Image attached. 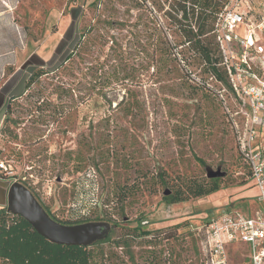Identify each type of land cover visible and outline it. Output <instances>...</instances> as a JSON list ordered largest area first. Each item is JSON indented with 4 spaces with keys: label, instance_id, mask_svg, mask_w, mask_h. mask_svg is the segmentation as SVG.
Returning a JSON list of instances; mask_svg holds the SVG:
<instances>
[{
    "label": "rangeland",
    "instance_id": "rangeland-1",
    "mask_svg": "<svg viewBox=\"0 0 264 264\" xmlns=\"http://www.w3.org/2000/svg\"><path fill=\"white\" fill-rule=\"evenodd\" d=\"M173 1L53 0L51 12L40 0H27L25 10L15 13L19 40L12 39L10 59H5L9 63L0 67L1 86L25 63L21 76L29 74L34 54H40L39 64H47L67 41L58 54L63 61L78 35L94 38L65 68L38 78L13 103L11 116L0 124V158L10 160L14 176L2 178L23 183L45 210L66 222L82 183L89 187L95 175L86 201H100L103 212L96 209L92 220L109 222L112 237L138 225L151 233L134 241V264H199L193 231L204 217L223 211L249 215L261 206L215 94L220 86L210 82L203 89L197 81L206 79L203 66L217 61L211 36L216 21L204 25L200 8ZM229 1V7L255 14L258 21L264 13V0ZM73 10L77 21L69 35ZM170 15L183 18V32L192 29L197 53L186 44V57L178 55L182 47L176 48V42L183 40V32L172 25ZM155 29L169 51L159 69ZM50 44L47 56L42 55ZM18 47H25L28 57L20 64ZM205 47L211 52L209 61ZM162 169L166 185L154 187ZM217 171L223 173L220 191L165 203V189L191 181L208 187L209 173ZM124 185L132 186L125 198ZM116 251L119 264H130L124 248ZM230 257L231 264L242 260L233 253Z\"/></svg>",
    "mask_w": 264,
    "mask_h": 264
},
{
    "label": "built area",
    "instance_id": "built-area-1",
    "mask_svg": "<svg viewBox=\"0 0 264 264\" xmlns=\"http://www.w3.org/2000/svg\"><path fill=\"white\" fill-rule=\"evenodd\" d=\"M216 26L236 95L230 92L227 101L225 89L215 94L230 122L236 151L249 171V182L257 189L255 199L261 206L249 215L223 211L204 217L193 231L198 257L200 264H231L233 253L242 259L237 264H264V13L258 21L255 14L250 17L227 7ZM240 28L242 35L238 33ZM197 81L205 86L200 79ZM9 161L0 158V178L14 176Z\"/></svg>",
    "mask_w": 264,
    "mask_h": 264
},
{
    "label": "trees",
    "instance_id": "trees-1",
    "mask_svg": "<svg viewBox=\"0 0 264 264\" xmlns=\"http://www.w3.org/2000/svg\"><path fill=\"white\" fill-rule=\"evenodd\" d=\"M182 2H190L193 6L196 7V9L200 8V10L203 11L204 15L201 18L204 25H206V23L210 20H214V22L216 21L215 24L217 25L220 15L226 12L227 7L228 9L231 8L229 7V0L173 1L175 6H181ZM75 13L76 12H74L73 10L72 15L74 20L72 29H70V31L73 30L74 24L77 21V15ZM184 13H186V11ZM84 15L85 12L83 10L80 17L82 18ZM170 16L172 17V25L175 26L177 30H180V33L183 32V18L180 19L177 15L175 17L172 15ZM189 18L190 20L194 19L195 15L192 14V17L189 16ZM67 32L69 33V31ZM84 34L85 33H81L80 35H78L72 51L65 56L63 55V61H61L62 55L61 57H58V54L60 49L63 50V48H65L67 41H62L60 43L59 48L56 50L57 53L53 57L52 61L48 62L47 64L42 62V65L35 68L31 67V65L27 68V70L31 69V71L29 72V74L22 77L23 82L21 81V83L24 86L23 89L18 90L16 94H12V96L8 99V105L5 111L6 117L12 114V106L13 103L16 102L15 100H17L28 90H30L38 78L51 71L65 68V65L71 61V59L73 58V54L77 52L79 48H82V46L84 45V48L88 49V47L92 45L94 38L91 37L89 39V37L86 36L87 34ZM181 35L183 40L176 42V48L182 47L181 51L178 52V55L182 54L186 57V52L183 50L186 44L189 46V49L197 53L198 51L196 50H198L199 47H197V45L192 46V41L195 38L192 29H189V31H184ZM211 36L214 41L215 49L218 52V57L216 63H214L213 65L209 66L206 63V67L203 66L205 70L204 72H202L206 73V79L202 78V82L205 84L206 88L207 86H209L210 82H216L220 86V89L226 90L227 98H230V92H232L234 95L236 94L231 89L228 71L226 65L224 64V56L217 41V26H215V29L211 30ZM154 38V41L156 42L155 54L156 56H159L156 61V66L159 69L162 65V62H166L168 60L166 58V55L169 53V51L168 48L164 46V38L161 36L157 29H155ZM62 53L66 54L65 51ZM203 53L206 55L208 61L211 60V52L209 48L205 47ZM50 64L53 67L52 70L49 67ZM114 73L118 77L119 72L116 70V68L114 69ZM189 74H191V71L189 72ZM202 88L203 87H201V89ZM165 175L166 173L163 169L159 171V173H157V176L159 177V183L157 181V183H154L153 186L156 187L164 184L166 185L164 181ZM92 176L93 179L89 184V187L94 189L95 175ZM221 178L222 177L210 178L209 180L211 182V185H209L208 187L203 183L191 181L188 183L176 185L177 187H175V189L167 188L164 191V201L165 203L171 205L186 202L190 199L209 196L221 190ZM89 187H86L84 183H82L81 191L79 190L78 192L80 198L76 200V207L72 209L69 220H67L66 222L56 219L48 210L46 211L54 220L66 225L95 222L92 220V215L94 214V211L96 209L99 210V215H101V213L103 212V210L101 209L103 204L100 201H86V194H93L92 192L88 191ZM131 188L132 186L127 187V185H124L121 190V195L125 198L128 190H130ZM96 220L98 222H103V219L101 218H96ZM110 233L105 238L97 240L91 246L58 245L49 242L46 238L41 236L26 219H24L22 216L9 213L7 207H5L0 210V264H119L121 257L116 251V249L118 248H124L126 250L125 253L128 257V261L130 262V264H134L135 257L133 255V252L130 251L134 241L137 237L149 236L151 234L150 231L143 230L139 225L135 228L124 227V232L115 237H112ZM195 247L197 252V245Z\"/></svg>",
    "mask_w": 264,
    "mask_h": 264
},
{
    "label": "water",
    "instance_id": "water-1",
    "mask_svg": "<svg viewBox=\"0 0 264 264\" xmlns=\"http://www.w3.org/2000/svg\"><path fill=\"white\" fill-rule=\"evenodd\" d=\"M208 177H223V173L210 172ZM7 210L13 215L22 216L41 236L58 245L91 246L108 236L112 229L108 222L59 223L48 214L33 192L18 181L13 182L9 189Z\"/></svg>",
    "mask_w": 264,
    "mask_h": 264
},
{
    "label": "crops",
    "instance_id": "crops-1",
    "mask_svg": "<svg viewBox=\"0 0 264 264\" xmlns=\"http://www.w3.org/2000/svg\"><path fill=\"white\" fill-rule=\"evenodd\" d=\"M33 2V0H30ZM39 1V0H37ZM40 2L44 3L45 7L48 8V10H51V12L54 9V3L53 0H40ZM27 0H0V67L4 68L6 64L9 63L7 60L5 62V59H10L11 56V49H10V42L13 40L18 41L20 37V23L16 21L15 13L19 10H25ZM69 17V16H68ZM73 24V23H72ZM47 25V23H46ZM70 29H72V25H70L69 28H67V31L70 32ZM68 33V32H67ZM48 47V48H47ZM16 50L17 53V59L19 61V64L21 61L27 60V49L20 48ZM51 44L46 46V50L44 49V52H42V55L49 53V50L51 49ZM39 55L34 54L32 58V64L31 67H34L33 64L38 65L39 64ZM42 61L40 62L39 66L42 64ZM26 65L23 64L22 67ZM21 67V68H22ZM19 69L17 73H15L11 78L9 77L4 81L0 86V124L4 121L5 116V109L8 102L9 97L12 96V94H16L18 90L23 89V85L21 83L22 80V69ZM35 68V67H34ZM12 185V182L8 179L0 178V210L2 208L7 207L8 204V193L9 189ZM256 196V195H255ZM253 196V197H255Z\"/></svg>",
    "mask_w": 264,
    "mask_h": 264
},
{
    "label": "flooded vegetation",
    "instance_id": "flooded-vegetation-1",
    "mask_svg": "<svg viewBox=\"0 0 264 264\" xmlns=\"http://www.w3.org/2000/svg\"><path fill=\"white\" fill-rule=\"evenodd\" d=\"M7 105H8V102H7ZM7 105H6V108H7ZM5 111H6V109H5ZM11 116V115H10ZM7 117H6V115L4 116V121H5V119H6ZM13 183V182H12Z\"/></svg>",
    "mask_w": 264,
    "mask_h": 264
}]
</instances>
